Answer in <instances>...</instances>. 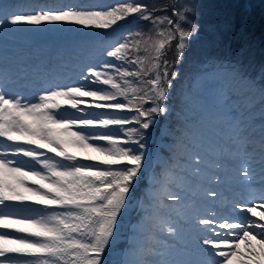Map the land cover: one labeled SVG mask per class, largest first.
<instances>
[{"label": "snow or ice", "instance_id": "obj_1", "mask_svg": "<svg viewBox=\"0 0 264 264\" xmlns=\"http://www.w3.org/2000/svg\"><path fill=\"white\" fill-rule=\"evenodd\" d=\"M195 14L191 0L151 9L137 0L36 9L0 0V34L44 22L114 31L131 16L151 25L147 33L128 30L114 37L106 50L111 59L89 66L88 75L80 76L83 83L58 86L37 102H24L0 86V137L16 145L11 151L9 145H0V264H108L106 255L120 243H125L122 264H264V224L252 219L254 207L241 202L254 184L264 187V168L253 170L254 164L264 162V69L253 77L238 61L225 68L208 58L201 72L219 91L221 104L243 100L241 106L256 110L259 122H250L247 134L229 130L202 151L187 150L175 190L163 187L173 204H165L153 190L149 204L140 202L145 215L132 225V235L122 240L119 231L121 219L135 207L132 190L146 156L143 130L170 111L166 101L179 73L170 71L167 50L176 41L177 61L183 60L199 33ZM141 50L150 55H139ZM85 98H91L89 108L114 114H59L62 103L84 113ZM69 146L94 154L78 156ZM153 183L159 181L154 177ZM227 205L231 211L221 215ZM145 233L153 243H143Z\"/></svg>", "mask_w": 264, "mask_h": 264}, {"label": "rangeland", "instance_id": "obj_2", "mask_svg": "<svg viewBox=\"0 0 264 264\" xmlns=\"http://www.w3.org/2000/svg\"><path fill=\"white\" fill-rule=\"evenodd\" d=\"M7 1L8 0H4V2ZM76 2L87 4L94 2V0H12V3H22V8L24 9H36L55 4ZM100 2L103 4L116 5L119 0H100ZM128 30H132L131 23H118L114 31L89 30L83 26L67 22L56 24L44 22L39 26L23 25L18 27L13 33L0 34V52L11 51L12 56L16 57L17 62H23L27 65H31V62H36L40 59L42 60L40 62L41 65H51L57 70V77L54 78L55 82L53 83L55 88L68 85L76 86L79 83H83L80 76L82 73L88 75L87 68L89 66L111 59L106 56L107 45L114 42V37L126 34ZM173 62L181 61L174 60ZM58 65H60L61 68H56ZM26 68L27 67H23V70ZM37 71L38 69L32 73H28V77L34 80L37 76ZM69 71H72V73L69 74ZM217 74L222 75L223 73L209 72L208 75L212 76ZM60 76L64 79L58 78ZM73 78L75 79L73 80ZM174 87L175 84L172 86V89H174ZM181 97L186 103V106H183L185 111L183 113L184 121L189 122L191 126L195 127L193 130H186L185 134L178 137L176 150L173 151L167 149L168 143L164 140L161 142L157 141V144L154 145L153 128L150 127V129H148L149 132L144 136L145 141L143 140L142 142L146 144L145 149H143L146 153L143 162V170L145 171V176L148 178L147 180H149V186L147 190L144 187V191L142 192L138 183L132 190L133 199L131 203L135 207L129 213H126L124 218L120 221L119 231L122 240L124 237L132 235V225L139 223L144 217L145 212L141 208L140 202H143L145 205L149 204L150 192L156 190L165 204H173L172 201L164 197L163 187L167 184L170 190H175V179L181 174L180 166L183 165L186 159L185 152L187 150L202 151L210 142L222 140L223 135L229 130L233 131L234 135L237 136L247 134L252 126L250 122L256 123L259 122L260 119L256 110H245V108L241 106L244 103L243 100L236 101L230 99L221 104L219 91L210 86L208 77L204 76L202 72L195 75L193 81L185 83ZM85 100L87 103L81 104V108L85 110L84 113L78 112L72 109L70 105L62 103L59 114L66 117H79L85 113H90L97 118L103 115L114 114L113 112L101 109L89 108L88 105L92 102L91 98H85ZM233 104L237 106L233 107ZM167 105L170 106L169 103H167ZM237 121H239L238 124L236 123ZM244 124L249 126H245ZM162 125L167 126L165 123ZM241 128L244 129L243 132H241ZM101 131H107V129H102ZM111 131L116 133L118 129L116 127H111ZM165 132H167V129ZM8 143L10 146L9 150L16 146L11 141ZM133 147L135 146L133 145ZM68 150L70 152H75L78 156H82L86 152L94 154L91 153V150L80 149L73 146H69ZM170 157L173 159L169 161ZM23 158L24 157L21 156L18 159L23 160ZM24 160L29 164L34 163L29 159ZM164 165L169 166V168L163 172L162 182L164 185L160 186L157 183L154 184V177L160 182L159 176L161 172L159 169L161 167L163 168ZM261 168H264V162L253 165V170L256 172H260ZM149 174L150 177L148 176ZM141 177H143V173ZM169 181H172V183H168ZM242 196L243 199L241 202L245 207H254L256 215L264 213V199H251L249 198L250 192H245ZM247 199H249V201H247ZM229 209H231V207ZM248 215H251V213ZM254 220L264 224V220H261L260 217ZM126 230H130L129 234H126ZM218 231L220 230L218 229ZM206 234L210 235V233ZM157 237L162 238L159 236V233H157ZM258 239L259 237H257V240ZM143 243L146 245L153 243L149 233H145ZM254 246H256V244H254ZM240 247L241 250L245 248L243 242L240 243ZM124 248L125 243H120L116 250L110 253V256H114L113 261L111 260V264H122L124 260Z\"/></svg>", "mask_w": 264, "mask_h": 264}, {"label": "trees", "instance_id": "obj_3", "mask_svg": "<svg viewBox=\"0 0 264 264\" xmlns=\"http://www.w3.org/2000/svg\"><path fill=\"white\" fill-rule=\"evenodd\" d=\"M120 2L123 0H119L118 3ZM137 2L147 4L151 9L154 5L170 4L172 0H137ZM191 3L196 6V14L192 19L199 24V33L184 52L181 62H173L177 60L176 41L169 46L166 59L171 64L170 71L178 72L179 75L173 80L175 87L169 100L166 101L171 104L170 111L167 114L157 115V122L151 127L156 133L163 123L167 124L170 131L166 139L171 151L176 150L178 135L194 129V126L184 121L183 106H186V103L181 93L185 83L192 80L194 73L201 71L200 66L205 64L208 58H213L212 62L215 64L229 65L230 62L238 61L241 70L253 77L258 76L264 69V0H191ZM168 11L170 14L171 8ZM134 19L136 22L131 31L144 30L147 33L151 25L135 16L119 23ZM156 38L153 35V39ZM139 55L147 57L150 53L141 50ZM150 106L145 105L146 108ZM143 131L144 136L149 132V130ZM146 183L148 182L143 176L138 185L142 192Z\"/></svg>", "mask_w": 264, "mask_h": 264}, {"label": "bare ground", "instance_id": "obj_4", "mask_svg": "<svg viewBox=\"0 0 264 264\" xmlns=\"http://www.w3.org/2000/svg\"><path fill=\"white\" fill-rule=\"evenodd\" d=\"M11 1L12 0H9V1H7V3H10ZM20 6L22 7V3H20ZM10 55H11L10 53L0 52V69H2L4 71V74H6V76L10 72H12V75L15 76V74L21 73L22 67H27V65L26 64H17L16 65V63H14L15 57L9 58L8 61L1 60V58H6V57H9ZM41 61L42 60L40 59L36 63H34L33 65H31V66L28 65V69H26L24 72H28V71L32 72L35 69L40 68V72L38 74L37 80H39L40 78H43L42 83H44L43 84L44 86H42V85H40V86L41 87H47L48 85L53 84L55 82L54 78L57 77V70L54 69L51 65H49L47 67H42V66L39 67L38 65L40 64ZM56 68H61V66L58 65ZM6 70L8 71L7 73H5ZM71 73H72V71H69V74H71ZM58 78L64 79L61 76ZM75 78H76V76H75ZM75 78H73V80ZM8 88H9V83H5L4 84V90H7ZM55 89H53V90H55ZM244 125L249 126L247 124H244ZM0 142L8 143L9 141L6 140L5 138L0 137ZM9 151H11V150H9ZM27 159H29V158H27ZM247 192H250L249 198H251V199L254 198L255 200H257V199L263 200L262 197H264V189L260 185L254 184ZM229 196H231L232 198L238 199V197H236L234 194L229 195ZM247 201H249V199ZM230 207H231V205H228L227 211H221L220 214L221 215H227L231 211V209H229ZM249 216H251V215H249ZM257 217H261V214L259 213V214L255 215L254 217H252V219H256ZM251 243L253 245L256 244L257 249H259V245L257 244V240H253Z\"/></svg>", "mask_w": 264, "mask_h": 264}]
</instances>
